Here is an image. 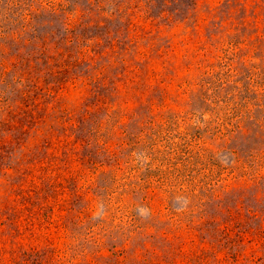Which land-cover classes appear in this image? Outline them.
<instances>
[{"label": "rangeland", "instance_id": "obj_1", "mask_svg": "<svg viewBox=\"0 0 264 264\" xmlns=\"http://www.w3.org/2000/svg\"><path fill=\"white\" fill-rule=\"evenodd\" d=\"M0 264H264V0H0Z\"/></svg>", "mask_w": 264, "mask_h": 264}]
</instances>
